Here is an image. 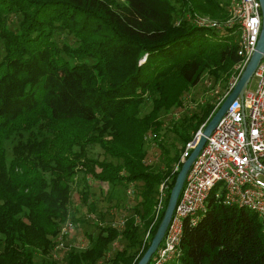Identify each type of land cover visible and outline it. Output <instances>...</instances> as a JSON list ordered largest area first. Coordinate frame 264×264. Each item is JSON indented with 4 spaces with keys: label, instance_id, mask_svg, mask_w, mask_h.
Returning <instances> with one entry per match:
<instances>
[{
    "label": "trees",
    "instance_id": "16d2710c",
    "mask_svg": "<svg viewBox=\"0 0 264 264\" xmlns=\"http://www.w3.org/2000/svg\"><path fill=\"white\" fill-rule=\"evenodd\" d=\"M228 2L0 0V264H34L36 251L42 264L137 263L162 218L185 143L211 117L216 99L180 118L181 146L172 155L162 147L164 166L144 161V135H157L161 114L182 104L204 73L224 79L226 88L238 59L236 26H199L183 16L221 19ZM63 31L73 39H60ZM147 97L151 108L141 113ZM95 144L114 160L94 157ZM87 175L132 183V210L122 225L86 233L87 245L58 261L49 252L60 222L70 216L77 226L86 218L70 212L72 182L80 180L82 200L95 209ZM116 237L122 243L104 258ZM164 264H264L262 222L211 193L199 221L184 224L179 255Z\"/></svg>",
    "mask_w": 264,
    "mask_h": 264
},
{
    "label": "built area",
    "instance_id": "2783aa9c",
    "mask_svg": "<svg viewBox=\"0 0 264 264\" xmlns=\"http://www.w3.org/2000/svg\"><path fill=\"white\" fill-rule=\"evenodd\" d=\"M227 11L230 17L222 20L192 14H195L193 22L199 26H236L239 31L238 59L232 67L225 90L216 96L212 112L240 77L255 49L261 28L259 0H229ZM251 77L256 80L254 89H247L249 80L243 96L238 94L230 102L187 170L165 233L149 264H164L179 255L184 224L194 225L199 221L211 193L214 199L226 205L242 206L256 212L264 229V53ZM204 124L185 143L180 161L185 159L195 145ZM177 167L175 164V169ZM164 185L161 183L160 188ZM160 206L159 202L158 208ZM123 222L124 218L121 225ZM72 224L69 219L60 224L57 242L51 253L54 258L63 259L66 251H58V238Z\"/></svg>",
    "mask_w": 264,
    "mask_h": 264
},
{
    "label": "rangeland",
    "instance_id": "374dc122",
    "mask_svg": "<svg viewBox=\"0 0 264 264\" xmlns=\"http://www.w3.org/2000/svg\"><path fill=\"white\" fill-rule=\"evenodd\" d=\"M195 13L200 15V17H202L203 15H207L217 20L226 18L228 19L230 17L229 13L228 16L221 19L199 11H196ZM194 15L190 16L189 14L185 13L183 17L189 20V22H193ZM17 19V14H10L8 17L9 27L15 29L17 27ZM58 37L65 40L73 39L72 34L68 33L67 31L60 32ZM3 51V44L2 41H0V57L2 56ZM223 80L224 79L222 78L216 79L212 75L204 73L201 76L200 80L195 85H193L188 92L182 94V104H180L179 106H172L170 110L161 114L160 118L162 119V124L158 129L159 137L158 133L156 135L154 131H148L144 135V148L146 151L144 161L146 163H148L152 167L164 166L165 153L162 152V147L166 146L165 148H167L168 154L172 155L175 151V147L181 146V141L175 129V127L178 126L180 118L185 115H189L195 110H198L201 102L205 103L206 101L211 100L213 97L216 99L217 95L223 93V91L225 90V81ZM255 82V78L251 77L250 81L248 82L247 89H254ZM151 105L152 100L150 97H147L140 107V112L143 113L148 111L151 108ZM158 139L164 146L160 145ZM11 145L12 142L7 143L8 156L11 155ZM89 150L90 153L98 159L114 160L111 155L104 152L103 149L97 144L90 146ZM87 179L90 187L89 200H93L95 202V209H88L86 203L82 200V196L79 190L82 185L80 180L79 183L72 182L69 202L70 212L73 213L76 217L85 215L86 218L83 223L77 226H75L72 222L73 224L71 228H69V230L65 234L61 235L58 238V251L60 252H64V250L66 251L70 248L83 249L87 245L88 241L86 233L96 234L99 229L98 225L101 224L112 223L120 226L121 220L132 210V204L135 200V186L133 187L132 183H128L126 185H110L109 183H98V181L90 179L89 175H87ZM140 183L141 181L137 182V184ZM109 194H111V197L109 196ZM101 211H104L103 220H101L102 218L100 217ZM67 219L72 221L70 216H68L64 221H66ZM64 221H61L60 224L64 223ZM60 227L61 225L59 226V228ZM58 235L59 233L57 234V236ZM120 238L121 237H116V239L112 241V243L108 247L107 252L104 255V258H107L111 254H113L116 247H118L120 243H122ZM52 248L50 249L49 254L52 257H55L51 254ZM40 258L41 254L36 251L33 256L34 264H42V260H40ZM55 259H57L58 261L64 260L57 257Z\"/></svg>",
    "mask_w": 264,
    "mask_h": 264
},
{
    "label": "water",
    "instance_id": "95a60500",
    "mask_svg": "<svg viewBox=\"0 0 264 264\" xmlns=\"http://www.w3.org/2000/svg\"><path fill=\"white\" fill-rule=\"evenodd\" d=\"M259 2H260V11H261V28H260V32L257 38L255 49L252 52L250 58L248 59L235 85L228 92V94L225 96V98L220 103L218 108L213 112V114L208 119V121H206V123L204 124L201 130V133L199 134L196 140L195 145L192 147L191 151L185 157V159L182 160L181 166L176 174L174 183L170 189L168 200H167L162 218L157 226L155 233L153 234L150 240L148 247L145 249V251L143 252V254L141 255V257L139 258L136 264H147L149 262L152 254L156 250L157 246L159 245L165 233L166 227L171 218L175 204L178 200L181 188L183 186V182H184L187 170L189 169L192 161L194 160L198 151L200 150L203 143L205 142L206 136L216 126L219 118L225 112L230 102L238 94L240 95V97L243 96V92L247 85V82L250 80L256 66L258 65L261 57L263 56V53H264V0H259ZM193 140H195V138H193Z\"/></svg>",
    "mask_w": 264,
    "mask_h": 264
}]
</instances>
